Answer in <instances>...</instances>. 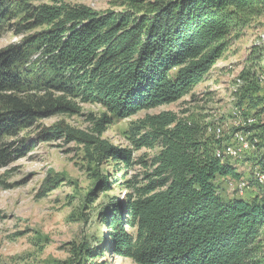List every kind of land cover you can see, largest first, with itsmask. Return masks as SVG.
Returning a JSON list of instances; mask_svg holds the SVG:
<instances>
[{"label":"trees","instance_id":"1","mask_svg":"<svg viewBox=\"0 0 264 264\" xmlns=\"http://www.w3.org/2000/svg\"><path fill=\"white\" fill-rule=\"evenodd\" d=\"M31 1L0 0V36L22 13L32 19L30 28L42 27L0 50V166L25 155L23 145L6 137L53 114L78 113L77 100L99 103L119 119L178 101L203 80L239 30L264 16V0H124L121 11ZM33 54L38 59L31 63ZM240 78L238 102L256 107L258 78L248 69ZM107 113L95 122L97 135L60 124L42 133L45 140L66 136L93 147L91 155H124L129 166L125 150L101 138ZM241 113L255 118L244 127L253 143L249 160L264 172V123L256 113ZM140 123L137 129L148 131L134 142H160L161 150L139 195L112 203L102 218L113 251L137 264H264V185L254 175L245 181L246 191L251 185L255 192L229 196L222 185L231 189L228 181L244 179L231 159L215 156V137L204 138L199 126L171 112ZM100 182L107 190L108 179ZM71 251L56 263L85 264L90 257L89 246L73 245Z\"/></svg>","mask_w":264,"mask_h":264},{"label":"rangeland","instance_id":"2","mask_svg":"<svg viewBox=\"0 0 264 264\" xmlns=\"http://www.w3.org/2000/svg\"><path fill=\"white\" fill-rule=\"evenodd\" d=\"M153 1L145 0L143 4ZM64 2L71 6L87 5L97 11H121L127 7L124 0ZM31 3L37 5L40 0ZM24 18L22 13L3 31L0 50L22 43L28 34L41 30L42 27L30 28L32 19ZM37 59L38 55L33 54L30 62ZM246 69L260 82L256 107L248 100L238 102L237 93L243 84L240 75ZM76 102L80 106L78 113L53 114L37 120L16 136L5 138L7 142L23 145L25 155L0 166V264H57L71 256L73 245L89 246L90 257L85 264H137L113 251L111 231L102 219L112 203L138 196V189L144 188L153 177L157 166L154 158L161 150V143L154 147L138 146L135 137L140 138L148 129L136 126L142 127L140 121L147 116L171 112L199 126L204 138L215 137L209 129L222 126L226 131L224 139L231 141V127L238 112L256 113L264 123V16L239 30L203 80L178 101L120 119L112 117L99 103ZM104 113L110 122L105 123L101 138L125 150L123 154L129 157V166L124 165V155H91L93 147L68 140L66 136L45 140L47 133H42L60 124L97 135L95 122ZM261 139L264 151V133ZM252 156L246 153L241 159L229 160L247 182L258 169L249 160ZM103 177L108 179L107 190L100 182ZM222 186L224 193L232 197L246 198L255 192L251 185L243 193L234 189L235 186L231 189ZM126 227L132 232L136 230Z\"/></svg>","mask_w":264,"mask_h":264},{"label":"built area","instance_id":"3","mask_svg":"<svg viewBox=\"0 0 264 264\" xmlns=\"http://www.w3.org/2000/svg\"><path fill=\"white\" fill-rule=\"evenodd\" d=\"M232 129V140L226 141L225 128L222 126H214L209 131L212 132L215 138L218 140V147L215 149V156L221 160L225 159H241L244 154L249 153L253 148V143L249 138L251 132L245 131L244 127L252 124L255 121L253 117L245 118L241 112H238ZM256 141V139H254ZM256 179L264 185V172L256 170L254 172ZM230 187H234L240 193H243L247 188V182L245 180L237 181L235 184L228 181Z\"/></svg>","mask_w":264,"mask_h":264}]
</instances>
